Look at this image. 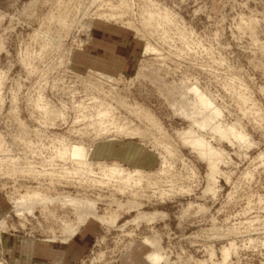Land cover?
<instances>
[{"label": "rangeland", "instance_id": "rangeland-1", "mask_svg": "<svg viewBox=\"0 0 264 264\" xmlns=\"http://www.w3.org/2000/svg\"><path fill=\"white\" fill-rule=\"evenodd\" d=\"M122 5L129 8L118 21L99 18ZM148 13L167 14L170 19L150 25L145 21ZM149 42L158 53L145 56ZM94 56L98 62L111 60L113 74L87 66ZM96 74L112 76L114 81ZM0 79V222L7 219L18 227L8 232V238L50 243L53 232L61 239V224L40 213L37 220L29 218L25 230L19 228L11 198L27 187L42 184L53 197L65 191L80 198L96 194L122 201L132 198L110 192L96 181L84 180L83 188L67 186L76 165L59 160L55 149L77 143L91 152L95 166L142 169L155 174L151 181L162 189H170L166 184L170 180L174 188L192 189L191 194L180 195L176 188L174 197L162 202L157 196L146 202L145 211L169 217L138 230L135 248H142L143 256L148 251L141 239L152 236L154 228L162 236L169 264H218L221 250L233 243L238 250L231 264H264V0H0ZM194 84L223 111L222 122L241 123L255 143L241 149L234 141L236 146L201 132L224 151L214 175L209 163L182 145L176 134L190 123L172 106L183 101L181 95ZM94 98L104 103L105 110L113 107L110 112L115 116L110 118L119 128L108 117L110 122L103 119L101 124L98 119L99 126L84 120L94 115ZM138 111L152 117L145 120ZM160 155L169 166H164L165 172L171 170L161 176L156 175L162 168ZM146 192L152 195L151 190ZM189 204L200 211H190L181 224V213ZM100 208L103 213L107 205ZM56 210L59 216L72 218L70 212ZM93 225L98 239L79 264H123L124 246L131 239L117 229L108 232ZM208 247L216 257L210 256ZM6 251L0 245L2 264H10Z\"/></svg>", "mask_w": 264, "mask_h": 264}, {"label": "bare ground", "instance_id": "bare-ground-1", "mask_svg": "<svg viewBox=\"0 0 264 264\" xmlns=\"http://www.w3.org/2000/svg\"><path fill=\"white\" fill-rule=\"evenodd\" d=\"M127 8H129V7H127L126 5H122V7H119L118 9L113 7V8H111L112 11H110V13H107V14L103 13L102 15L100 14L99 18L103 19V20H107V21H118L121 17H123L122 15L124 14L125 9H127ZM60 19L58 20L59 22L64 20V18L61 20ZM169 19L170 18L168 17L167 14H164V17H161V16L156 17L155 14L148 13L147 19L145 21H148V23H150V25H151V23L156 22L158 20H160V21L163 20V21L167 22V20L169 21ZM62 23L60 22V24H62ZM150 25H148V26H150ZM157 53H158V49L155 46H152V44H150V42H149L147 44V46L145 47V51H144L145 56L148 54L151 55V54H157ZM96 75L100 76V78L104 79L107 82H113L114 81V78L112 76H105L102 74H96ZM195 85L196 84H194V86L192 85V87H191V85H189L190 87L187 86V89H186L188 91L187 94L185 93L186 91L184 89L183 93H185V94L181 95V97L182 96L184 97L183 101H181L179 104L178 103L175 105L171 104V106L173 105L172 109L174 110V112L176 114L180 115L181 117H183L187 122L190 123L189 127L186 130H182V131H178V132L176 131V134H177V137L183 143L182 145H184L186 148H190L192 150V153L199 156V159L202 158L209 163L208 166L212 169V175H214L215 173L219 172L218 168L216 167V162H217V159H219V156L224 151L215 148L214 145L211 143V141H209L207 139V137H205L206 134L207 135H208V133L213 134V135H215V139H217V137H219L223 141H227L228 143L231 142V144H233L232 142L234 141L241 149H249L251 147H254L255 143L253 144V142L250 139L251 137H249L248 133L245 131V128L242 127L241 123L239 124V122H238L237 124L233 123V125H231V124L228 125L226 122L223 121L224 123H226V125H225L221 121L223 119V114H224V113H222L223 111L219 110L215 106V104L210 99L208 94H205L204 92L202 93L201 90H199V88H198L199 86L197 87ZM188 93H190L192 95V97H189V96L185 97L186 95H188ZM96 101H97V99L94 98V100H93L94 106L92 105V109L94 110V115H92V113H91L88 116H84V117H86L84 120L89 119V121H91L95 124L99 119L98 123L101 124L100 121H102V122L109 121V119H111L110 118L111 116L112 117L115 116V115L113 116V112H110L113 109L112 106H111L112 109L110 111L108 109L105 110L104 103L102 104L98 100L99 104H97L98 101L97 102ZM125 105H126V103H125ZM46 106H48V105H46ZM106 106H109V105L107 104ZM106 108H108V107H106ZM134 109H135V107H134ZM138 109H140V108H138ZM131 110H132V108H131ZM44 111H48V109L47 110L45 109ZM141 111L144 112L143 109ZM133 112H135V110ZM138 112H137V114H139V115L143 114V113L140 114L141 113L140 111H138ZM147 113L148 112H146V115L144 113L143 117H144V119L146 118L149 120L148 117L151 114L149 115V113L148 114ZM107 117L109 119L105 120V118H107ZM116 117H117V115H116ZM151 117H152V115H151ZM151 117H150V119H151ZM141 118H142V116H141ZM103 119H104V121H103ZM153 119H154V117H153ZM113 120H115V119L113 118ZM113 120H112V122H114ZM117 121H119V120H117ZM77 123H78V121H77ZM113 124H115V122ZM118 124H115L118 126L117 128H119V125H120V124L119 125ZM102 125H103V123H102ZM107 125H108V123H107ZM152 127H153V125H152ZM123 129L124 130L128 129V131H129V128H122V130ZM114 130H116L115 132L117 133V129L114 128ZM119 130H120V132L122 131L121 128L118 129V131ZM86 132H87V130H86ZM122 132L125 133V132H127V130L122 131ZM201 132H205L206 134L203 136L201 134ZM127 133H126V135H127ZM132 133H130V134H132ZM136 133H138V131ZM118 134H119V132H118ZM136 135H138V134H136ZM142 135H143V133H142ZM131 136L135 137L133 135H131ZM139 137H141V136L139 135ZM211 137H214V136H211ZM111 142L112 141H108L106 143H111ZM102 144H103V142H101L98 146H102ZM61 145H63V143ZM159 146H161L160 143H159ZM234 146H236V145H234ZM156 150H158L157 147H156ZM55 151H56L55 156H57L59 158V160L60 159H61V161L65 160L67 162L72 163L73 165H76V169L73 170V173H72L73 177L65 182L67 184V186L68 185L69 186H75L76 185V186L82 187L85 184L84 180L88 181V182L91 181L92 183L96 181L102 187L107 188V190L109 188L110 192L112 191L115 193H119L125 197L131 196L132 198L129 197L126 201H122V200L115 198L116 196L115 197L110 196L111 198L108 197L109 199H106L105 197L103 198V194L102 195L96 194V198H93V197L90 198V197H88L89 195L88 196L85 195L86 198H80L78 195L75 196V194L68 193L65 191L61 192V193H57V196L53 197V196H51V194L49 192L50 190L43 188L42 184L39 185L38 187H27L26 189L24 188L25 189L24 193H20V194L18 193L17 197L11 198V203L14 206L13 210H12V214L15 215L20 221L19 228L25 230L27 228V224L30 223L29 218L36 219L37 214L40 213L41 215L44 216V218L45 217H46V219L48 217L53 218V219H55L56 223L61 224V228H62L61 239L59 237H57L53 232L50 231L53 234L52 235L53 238L49 242L53 243V244L66 245L67 243H69L72 239H74L80 233L82 227L89 226L93 223H97V224L103 226L108 232H110L113 229H117L119 232L122 233V237H124V238L126 237V238L131 239L130 242L124 246V250L126 252H130L132 249L135 248L134 238L139 236V235H137V232H138V230L139 231L141 230L143 225H146L147 227H153L160 222H164L165 220H168L169 216L164 212L157 211V210L153 211V212L145 211V208L147 206L146 202H150V200L152 201V199L155 197L157 198V196H159V198L163 202V200H165L166 197L167 198L168 197H174L175 195H177V191L176 192H174V191L176 190V188H179V187L174 188L173 184L175 182L172 184L171 180L169 179L170 181H168L166 184L169 183L168 188H170V189L167 191L165 189L158 187L160 185H156L151 181V176H155V174H153V175L147 174L142 169H136V170L129 171V170L124 169L123 167L119 166L118 164H113L112 166H108L106 164H97L95 166L92 162H90V160H91L90 153L91 152L89 150H87L86 147L83 146L82 144H77V143L71 144L70 143L67 145H63V147H60V148L57 147V149H55ZM166 152L168 153V156L171 154L170 150H167ZM166 152H165V154H166ZM160 156L162 159V164H161L162 168L160 170L161 172L159 171L156 175H158V174L160 175L163 172L164 173L169 172L168 170H170V168H168V170L165 172L164 166L166 165V157L162 156V155H160ZM243 156H245V155H243ZM259 157H260V155H259ZM58 158H56V159H58ZM260 158H263V156H261ZM263 160H264V158H263ZM166 166H168V165H166ZM30 172H31V170H30ZM30 172H29V174L31 175ZM164 173H163V175H164ZM34 174H32V175H34ZM34 179H36V177ZM69 182H70V184H69ZM88 182H86V183H88ZM91 182H89V183H91ZM170 183H171V185H170ZM91 184L88 187L92 186L91 188H94L93 187L94 184L93 185H91ZM99 184H97V185H99ZM95 186H96V184H95ZM86 187H87V185H86ZM97 188H99V187L97 186ZM188 188H189V186H188ZM188 188L185 187V189H187V190H185L181 187V188H179L178 193L179 194L180 193L191 194L192 189H188ZM86 189H89V188H86ZM104 190L107 191L106 189H104ZM147 190L152 191L151 196L147 195V193H148V192H146ZM92 191H93V189L91 190V193H92ZM98 191H100V190H98ZM98 191H97V193H98ZM92 194H95V193H92ZM111 194H113V193H111ZM79 195H80V193H79ZM229 197H231V196H229ZM161 201H160V203H161ZM104 204L107 205V208L104 209L103 213H102L100 206H102ZM57 208L60 209L62 212H70L72 215V218H69L67 216H63V217L59 216V214L57 213V210H56ZM196 208L198 211H200V207L194 206L193 204H189L188 208H186L185 210L182 211L181 217H180L181 224L183 221H185L188 213L190 214V211H192L193 209H196ZM127 216H132L131 220L127 221L124 224H121ZM130 227H132L133 229H131ZM17 230H18V227L10 224L7 219L2 220L0 222V232L2 233V235H0V245L1 246L5 245V242H6L7 237H8V232L17 231ZM155 230H154V228L152 229V232H153L152 236H145V237L143 236L141 239V246L144 249H147V251H148L147 253H145L142 260L145 264H169L171 259L166 254L165 247L163 248V246H162V242H163L162 236H160L159 233H157ZM52 231H54V230H52ZM3 235H6V236H3ZM249 242L251 243V241H249ZM210 248H209V251L212 252V254L209 252L210 256L212 258L216 257L215 250L210 249ZM237 250H238V248H236L234 243L231 244L230 247H224L221 250L222 261H221V263L218 262V264H231L230 258L232 257L233 254H235L237 252ZM205 251H207V248ZM103 256H104L103 254L99 255V259H102ZM0 264H2V263H0ZM173 264H176V262L175 263L173 262Z\"/></svg>", "mask_w": 264, "mask_h": 264}, {"label": "crops", "instance_id": "crops-1", "mask_svg": "<svg viewBox=\"0 0 264 264\" xmlns=\"http://www.w3.org/2000/svg\"><path fill=\"white\" fill-rule=\"evenodd\" d=\"M98 59L97 56L89 58L87 66L101 71L106 70L107 73L114 72L112 70L114 64L111 60L98 62ZM100 64L103 66H97ZM97 239L98 235L93 224L82 227L80 233L66 245L7 237L4 245L7 251L4 256L10 264H79L88 256ZM142 251V248L136 246L130 252H125L122 255L123 264H145L142 260Z\"/></svg>", "mask_w": 264, "mask_h": 264}]
</instances>
